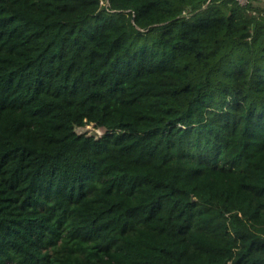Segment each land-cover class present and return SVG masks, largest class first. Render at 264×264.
Masks as SVG:
<instances>
[{
    "label": "trees",
    "instance_id": "obj_1",
    "mask_svg": "<svg viewBox=\"0 0 264 264\" xmlns=\"http://www.w3.org/2000/svg\"><path fill=\"white\" fill-rule=\"evenodd\" d=\"M232 1L0 0V264H264V0Z\"/></svg>",
    "mask_w": 264,
    "mask_h": 264
},
{
    "label": "rangeland",
    "instance_id": "obj_2",
    "mask_svg": "<svg viewBox=\"0 0 264 264\" xmlns=\"http://www.w3.org/2000/svg\"><path fill=\"white\" fill-rule=\"evenodd\" d=\"M232 2L233 3H237V2L245 3V0H233ZM77 131L78 132H87L89 134H93V133H98L99 132V134L100 133L102 134L104 132V129L96 127V126H94L93 123H91V124H88V125H86L84 127H77Z\"/></svg>",
    "mask_w": 264,
    "mask_h": 264
},
{
    "label": "built area",
    "instance_id": "obj_3",
    "mask_svg": "<svg viewBox=\"0 0 264 264\" xmlns=\"http://www.w3.org/2000/svg\"><path fill=\"white\" fill-rule=\"evenodd\" d=\"M245 3H246V0H245ZM245 3H240V2H237L236 4L237 5H244ZM101 6H105L107 9H109V0H101ZM99 135H101V133L99 134V132H98V135L97 136H99Z\"/></svg>",
    "mask_w": 264,
    "mask_h": 264
},
{
    "label": "water",
    "instance_id": "obj_4",
    "mask_svg": "<svg viewBox=\"0 0 264 264\" xmlns=\"http://www.w3.org/2000/svg\"><path fill=\"white\" fill-rule=\"evenodd\" d=\"M96 135H98V133H95Z\"/></svg>",
    "mask_w": 264,
    "mask_h": 264
}]
</instances>
